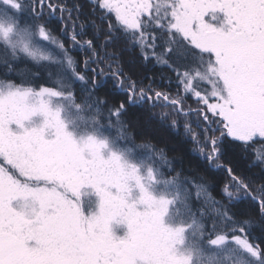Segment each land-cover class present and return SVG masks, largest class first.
<instances>
[{
    "label": "snow or ice",
    "instance_id": "1",
    "mask_svg": "<svg viewBox=\"0 0 264 264\" xmlns=\"http://www.w3.org/2000/svg\"><path fill=\"white\" fill-rule=\"evenodd\" d=\"M0 264H264V0H0Z\"/></svg>",
    "mask_w": 264,
    "mask_h": 264
},
{
    "label": "trees",
    "instance_id": "2",
    "mask_svg": "<svg viewBox=\"0 0 264 264\" xmlns=\"http://www.w3.org/2000/svg\"><path fill=\"white\" fill-rule=\"evenodd\" d=\"M81 2L85 5V8H87V0H81ZM85 15H91L90 13L85 12ZM101 24L103 23V21H99ZM103 34V32L101 33ZM136 55V50L133 49V51L130 53L127 50H125L124 52V58H125V63L127 67H132V65H130L128 63V58L131 57H135ZM137 65L139 63V60L137 59L136 61ZM65 116L69 117L70 121L72 120V115L70 113H65ZM66 117V118H67ZM141 134H150L153 136L154 139L160 141L161 143H167L169 145L170 150H178V149H173L172 148V144L170 143V141L167 138V133L166 130L163 129H157L154 127V125L149 124V123H143V118H141V127L139 129Z\"/></svg>",
    "mask_w": 264,
    "mask_h": 264
},
{
    "label": "rangeland",
    "instance_id": "3",
    "mask_svg": "<svg viewBox=\"0 0 264 264\" xmlns=\"http://www.w3.org/2000/svg\"><path fill=\"white\" fill-rule=\"evenodd\" d=\"M66 117L67 116H65V118ZM66 119L70 121L69 117H67ZM13 130L18 131V129L16 128L15 125L13 126ZM16 207L18 208V210H23L25 212L31 213L32 209L35 206L33 204H31L30 202L19 201V202H17ZM98 207H99L98 197L92 196L90 198H86L84 211L87 215H91L94 212L98 211Z\"/></svg>",
    "mask_w": 264,
    "mask_h": 264
}]
</instances>
